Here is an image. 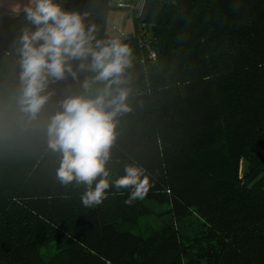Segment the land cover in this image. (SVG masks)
I'll return each mask as SVG.
<instances>
[{
	"label": "trees",
	"instance_id": "obj_1",
	"mask_svg": "<svg viewBox=\"0 0 264 264\" xmlns=\"http://www.w3.org/2000/svg\"><path fill=\"white\" fill-rule=\"evenodd\" d=\"M56 2L112 39L110 0ZM25 28L23 12L0 11V264H264V0H146L117 37L132 50L131 111L116 118L108 167L115 179L135 163L152 184L131 205L112 187L86 208L82 188L56 179L47 121L93 74L50 81L28 122L15 104ZM144 202L169 218L145 237L126 229L152 216ZM191 218L197 230L181 233Z\"/></svg>",
	"mask_w": 264,
	"mask_h": 264
},
{
	"label": "clouds",
	"instance_id": "obj_2",
	"mask_svg": "<svg viewBox=\"0 0 264 264\" xmlns=\"http://www.w3.org/2000/svg\"><path fill=\"white\" fill-rule=\"evenodd\" d=\"M22 11L31 28L19 37L15 104L28 122L35 121L48 102L50 81L67 75L75 79L78 72L93 74L82 82L83 92L67 95L47 121V146L59 154L56 179L64 188H82L86 208L103 204L112 187L130 190L125 204L143 200L152 184L142 167L125 164L123 175L115 179L108 167L116 118L131 111L130 89L124 85L132 50L118 39L97 40L94 26L86 27L80 13L64 10L56 0H28ZM72 61H81L76 70Z\"/></svg>",
	"mask_w": 264,
	"mask_h": 264
},
{
	"label": "rangeland",
	"instance_id": "obj_3",
	"mask_svg": "<svg viewBox=\"0 0 264 264\" xmlns=\"http://www.w3.org/2000/svg\"><path fill=\"white\" fill-rule=\"evenodd\" d=\"M118 20L122 22V25L120 27L119 33L109 34L112 39H117V37H119L118 35L123 33V31L125 35H128L134 31V19L132 17H128L127 14H124L123 17ZM144 203L151 209L152 216L139 220L136 227H129L126 229H129L134 234L145 237L150 235L152 231L159 230L169 218L168 215H166V206H158L149 202ZM197 225V222L191 218L180 224L178 227L181 233L192 235L197 230Z\"/></svg>",
	"mask_w": 264,
	"mask_h": 264
},
{
	"label": "built area",
	"instance_id": "obj_4",
	"mask_svg": "<svg viewBox=\"0 0 264 264\" xmlns=\"http://www.w3.org/2000/svg\"><path fill=\"white\" fill-rule=\"evenodd\" d=\"M146 0H110L111 10H116L123 12L128 15V17L139 18L141 16L144 4ZM107 29L111 33H119L122 22L120 20L107 19L106 22ZM123 33L119 36L123 37ZM150 59H155V55L151 54Z\"/></svg>",
	"mask_w": 264,
	"mask_h": 264
},
{
	"label": "crops",
	"instance_id": "obj_5",
	"mask_svg": "<svg viewBox=\"0 0 264 264\" xmlns=\"http://www.w3.org/2000/svg\"><path fill=\"white\" fill-rule=\"evenodd\" d=\"M27 3L28 0H0V11L8 15H17L23 12V6ZM124 14L125 13L120 11L111 10L108 19L118 20L121 19Z\"/></svg>",
	"mask_w": 264,
	"mask_h": 264
}]
</instances>
